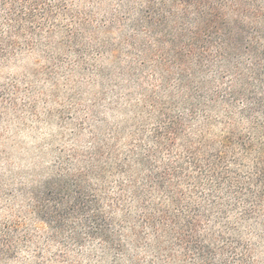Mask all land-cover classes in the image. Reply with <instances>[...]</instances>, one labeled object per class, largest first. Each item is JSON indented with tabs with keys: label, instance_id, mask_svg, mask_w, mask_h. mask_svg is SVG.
I'll use <instances>...</instances> for the list:
<instances>
[{
	"label": "rangeland",
	"instance_id": "rangeland-1",
	"mask_svg": "<svg viewBox=\"0 0 264 264\" xmlns=\"http://www.w3.org/2000/svg\"><path fill=\"white\" fill-rule=\"evenodd\" d=\"M171 3L73 0L85 20L75 39L56 42L57 33L51 44L0 61V225L15 228L0 264H129L92 241L83 203L92 188L124 199L120 183L144 184V157L167 178L182 175L170 188L188 191L187 151L202 132L217 140L219 126L217 106L204 122L180 84L206 76L215 88L217 72L205 58L171 57L174 27L186 21L184 6ZM159 7L176 10V20L157 24ZM127 234L128 226L119 231ZM132 247L129 254L148 260L147 249Z\"/></svg>",
	"mask_w": 264,
	"mask_h": 264
},
{
	"label": "trees",
	"instance_id": "trees-1",
	"mask_svg": "<svg viewBox=\"0 0 264 264\" xmlns=\"http://www.w3.org/2000/svg\"><path fill=\"white\" fill-rule=\"evenodd\" d=\"M171 2L184 6L186 20L180 30L174 27L171 57L205 58L207 70L217 72L215 88L216 79L206 76L179 80L204 122L210 120L208 109L217 106V140L202 132L200 146L187 151V192L170 188L171 179L182 175L167 178L147 157L139 163L144 184H119L129 191L124 199L111 192L102 197L92 188L83 203L88 235L114 257H128L129 264H264V0ZM72 5L73 0H0V61L51 44L57 33L56 42L75 39L85 20ZM156 15L161 24L174 22L178 13L159 7ZM4 102L0 90V109ZM156 192L160 202L153 200ZM44 210L43 205L38 211ZM127 226L122 238L119 231ZM14 229L11 221L0 225V257L7 255ZM128 241L133 249H147L148 260L129 254Z\"/></svg>",
	"mask_w": 264,
	"mask_h": 264
}]
</instances>
